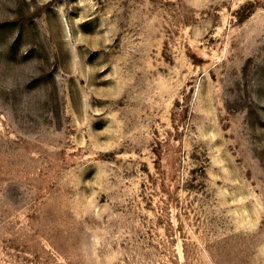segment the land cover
Instances as JSON below:
<instances>
[{"label": "rangeland", "instance_id": "374dc122", "mask_svg": "<svg viewBox=\"0 0 264 264\" xmlns=\"http://www.w3.org/2000/svg\"><path fill=\"white\" fill-rule=\"evenodd\" d=\"M0 264H264V0H0Z\"/></svg>", "mask_w": 264, "mask_h": 264}]
</instances>
